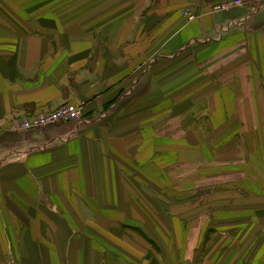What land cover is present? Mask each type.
Segmentation results:
<instances>
[{"label": "crops", "instance_id": "1", "mask_svg": "<svg viewBox=\"0 0 264 264\" xmlns=\"http://www.w3.org/2000/svg\"><path fill=\"white\" fill-rule=\"evenodd\" d=\"M228 1L0 0V264L226 261L194 260L210 227L190 234L156 179L171 180L173 162L201 178L210 147L240 131L263 139L264 5L210 13ZM189 5L198 19L182 15ZM178 95L215 98L216 127L217 115L248 116L211 140L198 103L177 111L179 131L156 126ZM65 104L83 119L20 129Z\"/></svg>", "mask_w": 264, "mask_h": 264}, {"label": "rangeland", "instance_id": "2", "mask_svg": "<svg viewBox=\"0 0 264 264\" xmlns=\"http://www.w3.org/2000/svg\"><path fill=\"white\" fill-rule=\"evenodd\" d=\"M203 85V89L208 87L205 83ZM170 100V113L174 117L171 116L170 122L167 123L157 119L156 126L160 128L170 126L179 131L178 117H175L177 111L179 113L185 106L191 109L198 103L204 109L205 139H215V136L224 138L229 132L234 135L238 130L239 121L248 116V114H232L228 119L223 120V114L217 115L221 126L216 127L215 102H213L215 98L178 95ZM162 116L164 115L158 117ZM194 116L195 113L193 119ZM191 124L193 122L187 118L186 125ZM245 131L246 133L241 131L237 133L235 136L239 137L231 138L224 146L210 147L214 159L206 161L201 178H180L179 175L183 171L173 162L172 168L168 170L171 180L159 177L156 179L159 188L157 192L160 190L158 196L162 201L161 207L165 208L173 218H187L191 223L188 225L190 234L196 232L201 235L200 231L206 227V224L210 227L205 234L209 235L208 240L203 238L204 241H201L202 237L199 236L192 244L196 247H189V250H193L191 251L193 258L196 256L195 251L214 253L218 250L226 251L227 255H224V258L227 256V259L224 263L219 259L216 264H251L249 261L251 258L252 264H264V136L260 142L257 131L256 133L251 130ZM242 139H246V143H242ZM215 156L219 161L221 160L219 166L215 162ZM163 188L165 192L161 191ZM244 221L245 223H242ZM210 235L215 239L212 240ZM213 260L215 262V256ZM211 263L212 260H208V264Z\"/></svg>", "mask_w": 264, "mask_h": 264}, {"label": "built area", "instance_id": "3", "mask_svg": "<svg viewBox=\"0 0 264 264\" xmlns=\"http://www.w3.org/2000/svg\"><path fill=\"white\" fill-rule=\"evenodd\" d=\"M252 2L259 5H264V0H229L226 3L214 6L210 10V13L241 8L243 6L249 5ZM181 13L187 21H193L200 17V15L195 11L192 5L184 7L181 10ZM82 119L83 112L81 106L76 104H65L53 112L41 114L32 119L23 120L20 123V129L29 130L55 124L58 122L78 121Z\"/></svg>", "mask_w": 264, "mask_h": 264}]
</instances>
